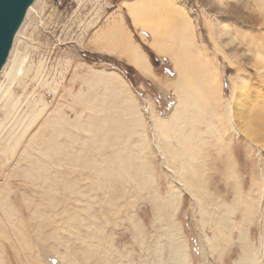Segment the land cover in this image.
Wrapping results in <instances>:
<instances>
[{"label":"rangeland","instance_id":"rangeland-1","mask_svg":"<svg viewBox=\"0 0 264 264\" xmlns=\"http://www.w3.org/2000/svg\"><path fill=\"white\" fill-rule=\"evenodd\" d=\"M258 110L264 0H32L0 69V264H264Z\"/></svg>","mask_w":264,"mask_h":264},{"label":"bare ground","instance_id":"bare-ground-1","mask_svg":"<svg viewBox=\"0 0 264 264\" xmlns=\"http://www.w3.org/2000/svg\"><path fill=\"white\" fill-rule=\"evenodd\" d=\"M30 5V4H29ZM29 7V6H28ZM145 7V6H144ZM27 10V9H26ZM135 15V14H134ZM133 15V16H134ZM138 16H139V14H137ZM159 15V14H158ZM172 16H173V14H172ZM135 17V16H134ZM174 17V16H173ZM173 19V18H172ZM137 20V19H136ZM164 20H165V16L163 17H161V19L159 18V24L158 25H163L162 27H164ZM175 20H177L176 18H175ZM161 22V23H160ZM154 25V24H153ZM164 29H167V28H164ZM115 32H116V30H115ZM118 34V33H117ZM118 38V41H119V37H117ZM114 39V38H113ZM122 40H123V38H122ZM113 41V40H112ZM173 41V40H172ZM112 43V42H111ZM172 43V42H171ZM112 46H115V47H117L118 49H120L119 51H121V50H124V47H126V45L125 44H123V42L119 45V44H117V43H114V45H112ZM185 55V54H184ZM183 55V56H184ZM196 56V55H195ZM193 57V56H192ZM197 58V57H196ZM195 58V59H196ZM190 60H192V58L190 57L189 58ZM189 59H183V57L182 56H176V55H174V57H173V61L175 62V64L176 65H178L179 66V73H178V81L176 82V87H177V91H178V93L181 95V97H182V104H181V110H179V113L176 115V117H173L172 119L173 120H171V122H173L175 125H179V123L181 122L182 123V119L180 118V116L182 115V112H183V110L184 109H187V108H185V107H183V105L184 104H186V102H187V99L186 98H188V99H192V91H193V89L195 88V86H194V84L192 83V82H194L193 80V65H192V63H191V61L189 60ZM195 61V60H194ZM197 61V60H196ZM199 63V62H198ZM196 64V63H195ZM192 65V66H191ZM197 65V64H196ZM138 66H140V67H143V66H145V64L143 63V61L141 62V64L140 65H138ZM197 67H199V66H197ZM202 67V66H201ZM145 68H147V67H144V68H141V69H145ZM200 68V67H199ZM197 69V68H196ZM198 70H200V69H198ZM203 70V69H202ZM202 70H201V72H202ZM144 71H146V70H144ZM198 73V71L196 72V74ZM203 73V72H202ZM207 72H205L204 74H206ZM210 73V72H209ZM201 74V73H200ZM204 74L202 75L203 77H204ZM208 75V74H207ZM206 75V76H207ZM210 75V74H209ZM201 76V77H202ZM200 77V76H199ZM207 78V77H206ZM209 79L211 78V76H209L208 77ZM207 78V79H208ZM203 79H205V78H203ZM203 81H207L206 79L205 80H202V82ZM210 81V80H209ZM209 83V82H208ZM208 83H205V84H208ZM212 84H213V82H212ZM196 85V84H195ZM203 85V84H202ZM214 85V84H213ZM209 87H210V85H209ZM208 87V88H209ZM199 88V87H198ZM204 88H205V86H204ZM203 89V88H202ZM195 90H198V89H195ZM200 90V89H199ZM205 90H207L206 88H205ZM209 90V89H208ZM212 90V89H211ZM203 91H204V89H203ZM206 92V91H205ZM210 92V91H209ZM182 93H188V95L185 97ZM200 93H203L202 91L200 92ZM194 94V93H193ZM199 94V93H198ZM207 94H208V91H207ZM209 95H212V94H209ZM206 96H208V95H206ZM205 96V97H206ZM194 97V96H193ZM141 98H144V97H141ZM207 98H209V97H207ZM144 99H146V98H144ZM181 99L179 98V101H180ZM197 101H199V100H196L195 101V104L196 103H200V102H197ZM209 101H210V99H209ZM191 102H193V100L191 101ZM203 103V102H202ZM209 103H212V102H209ZM204 105V104H203ZM226 106L228 105V104H225ZM189 106H191L190 104H189ZM197 106V105H196ZM188 107V106H187ZM194 107V106H193ZM198 107V106H197ZM205 107V106H204ZM172 109L170 110V113H174L175 112V104H174V106L173 107H171ZM227 108V107H226ZM144 110L145 111H151V110H153L152 109V107L150 106V104L148 103V105H146L145 107H144ZM206 110V109H205ZM186 111H190V110H186ZM184 112H185V110H184ZM207 113V112H206ZM262 114V111L261 110H258V112H256V115L257 116H264V115H261ZM186 115H188V114H186ZM211 116V115H210ZM189 117V116H188ZM191 117V116H190ZM189 117V118H190ZM181 119V121H180V119ZM182 118H184V117H182ZM229 119V118H228ZM128 120V119H127ZM210 119H208V121H209ZM231 120V119H230ZM190 121V120H189ZM206 121V120H205ZM211 121V120H210ZM230 122V121H229ZM130 123V122H129ZM191 123V122H190ZM170 125H171V123H169ZM208 124V123H207ZM260 126H261V130L264 132V122H261L260 124H259ZM180 126V125H179ZM195 126V125H194ZM115 129V128H114ZM118 130V129H117ZM120 130V129H119ZM132 130V129H131ZM166 131V130H165ZM172 131V130H171ZM169 134V133H168ZM264 134V133H263ZM179 135V134H178ZM174 136V135H173ZM181 136V135H180ZM182 137H183V135H182ZM17 143V142H16ZM172 143V142H171ZM169 145H172V144H169ZM179 145V144H178ZM185 145V144H184ZM173 146V145H172ZM170 147V148H172V150L174 149V148H178L179 146H173V147ZM186 146V145H185ZM193 146V145H192ZM169 147V146H168ZM188 147H189V145H188ZM177 148L175 149V151L177 150ZM195 150V149H194ZM170 152L172 153V151L170 150ZM173 152H174V150H173ZM198 152V151H197ZM196 152V153H197ZM173 154V153H172ZM184 154V153H183ZM186 154H184V156H185ZM116 156V155H115ZM189 156V155H188ZM185 158V157H184ZM189 158V157H188ZM190 159V158H189ZM186 162V161H185ZM183 163H184V161H183ZM187 164V163H186ZM185 164V165H186ZM187 165H189V163L187 164ZM190 165H192V164H190ZM200 165V164H199ZM181 166H183V165H181ZM188 166H186V168H187ZM181 168V167H180ZM189 168H193V167H189ZM188 168V169H189ZM187 169V170H188ZM185 170V169H184ZM193 170V169H192ZM186 171V170H185ZM188 172H190V171H188ZM197 174V173H196ZM190 175V174H189ZM186 176V175H185ZM192 176V175H191ZM111 177H113V174L111 175ZM197 178V177H196ZM195 178V179H196ZM200 179H201V177H200ZM200 179H198V181L196 180H194L195 181V183H197L198 185H196V184H194V185H196V186H199V180ZM190 180V179H189ZM192 180V179H191ZM188 182V181H187ZM190 183L192 182V181H189ZM190 183H188V185L190 184ZM192 183H194V182H192ZM191 183V184H192ZM187 185V184H186ZM195 186V187H196ZM193 187V184L192 185H190V188H192ZM194 187V188H195ZM101 188V187H100ZM188 190H189V187L187 186L186 187ZM196 188H198V187H196ZM193 189L194 191L195 190H197V189ZM235 188V187H234ZM28 189V188H27ZM202 190V188H201V186L199 187V191H201ZM95 190V189H94ZM107 190V189H106ZM26 191V190H25ZM27 192V191H26ZM198 192V191H197ZM75 243H77V242H75ZM179 255H178V253H176V252H174V251H172V259L174 260V264H176L177 263V261L179 260Z\"/></svg>","mask_w":264,"mask_h":264},{"label":"water","instance_id":"water-1","mask_svg":"<svg viewBox=\"0 0 264 264\" xmlns=\"http://www.w3.org/2000/svg\"><path fill=\"white\" fill-rule=\"evenodd\" d=\"M32 0H0V69L6 61L14 34Z\"/></svg>","mask_w":264,"mask_h":264},{"label":"crops","instance_id":"crops-1","mask_svg":"<svg viewBox=\"0 0 264 264\" xmlns=\"http://www.w3.org/2000/svg\"><path fill=\"white\" fill-rule=\"evenodd\" d=\"M147 1H149L150 2V0H147ZM134 3L135 2H132L131 1V3H129V11H130V13H131V15H134L135 17H136V19L137 20H140V22H143V21H145V18H147L149 15L151 16V14H152V11H151V7L150 6H148V4L146 3V2H139L138 3V5H139V8H136V6L134 5ZM168 4H169V6H171V7H173V8H177V7H175L172 3H169V2H167ZM145 6L143 9L141 8V6ZM181 11V10H180ZM182 13V12H181ZM137 14H139V15H142L143 14V17L141 18L140 16H138ZM166 16H168V15H166ZM138 17H140V18H138ZM169 23V26H168V24L166 23L165 24V27L167 28L166 30H164V32H166L167 34H168V32H169V28H170V22H168ZM121 25H122V23H121ZM142 25H144V26H148V25H151V24H148V25H145V24H142ZM119 26H117V24L116 25H112L111 26V29H113V30H115L116 28L117 29H119L118 28ZM120 28H122V30H123V25H122V27H120ZM163 33V32H162ZM126 37H127V43H125L126 44V47L128 46V49L125 51V53L127 54V56H126V60H127V62H128V64L130 65V66H133V67H135L136 66V68H138L139 69V67H138V65H140V64H134L133 63V59H132V57L130 56V52H136V54L137 55H141L142 56V59L145 61L144 63H145V66H143V67H140V68H144V67H150L149 66V60H148V57L146 56V54L145 53H143V54H141L140 52H138V50H133V49H135L134 48V45H133V43H131V41H130V39H129V37H128V35H127V33H126ZM167 44H169V41L168 40H165V42H164V44L163 45H166V46H168ZM133 45V46H132ZM132 46V47H131ZM130 47L132 48V50L130 49ZM124 52V51H123ZM128 59H129V61H128ZM143 74V76H144V73H142ZM145 77H148L149 78V76L148 75H146L145 74ZM151 77V76H150Z\"/></svg>","mask_w":264,"mask_h":264},{"label":"trees","instance_id":"trees-1","mask_svg":"<svg viewBox=\"0 0 264 264\" xmlns=\"http://www.w3.org/2000/svg\"><path fill=\"white\" fill-rule=\"evenodd\" d=\"M119 63V62H118ZM118 65V64H117ZM136 79H139L138 77Z\"/></svg>","mask_w":264,"mask_h":264}]
</instances>
